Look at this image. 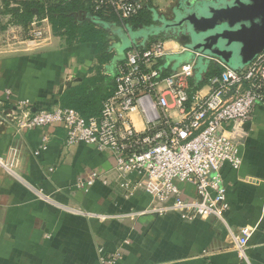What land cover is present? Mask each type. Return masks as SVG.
<instances>
[{"label": "crops", "instance_id": "obj_1", "mask_svg": "<svg viewBox=\"0 0 264 264\" xmlns=\"http://www.w3.org/2000/svg\"><path fill=\"white\" fill-rule=\"evenodd\" d=\"M5 1L21 7L16 9L32 4ZM170 4L150 0L143 16L147 24L134 31L151 24L153 11L165 12ZM8 15L0 16V24L4 21L7 27L0 30V159L14 160V166L0 168V264H101V258L117 252V264H264V105L241 125L246 133L241 167L223 169L229 203L224 221L210 217L189 222L176 213H150L153 205H161L153 202L154 184L131 198L116 185L100 182L86 193L78 189V180L91 171H111L112 153L87 144L67 147L62 125L19 130L6 114L17 103L30 101L36 110L64 106L78 109L85 119L98 116L113 89V55L109 49L99 52L94 42L70 44L67 36L54 32L50 21L44 37L32 41L28 26L43 17L16 29ZM77 16L90 19L85 10ZM166 38L165 46L174 55L185 49L177 51L180 44ZM141 41L131 44L148 49L156 39ZM167 58L162 62L167 74L180 68L173 70L174 62ZM208 65L203 81L215 74ZM206 83L204 95L209 92ZM134 119L140 124L139 115ZM44 137L49 138L47 149L36 156ZM177 185L185 198L196 196L194 186ZM242 228L251 230L243 253L236 241Z\"/></svg>", "mask_w": 264, "mask_h": 264}, {"label": "built area", "instance_id": "obj_2", "mask_svg": "<svg viewBox=\"0 0 264 264\" xmlns=\"http://www.w3.org/2000/svg\"><path fill=\"white\" fill-rule=\"evenodd\" d=\"M18 1L35 2L45 10L79 1L91 16L113 19L116 25L127 29L150 0ZM12 7L21 8L16 4ZM48 21L43 17L30 23L29 39L41 40ZM174 54L161 41L148 49L131 44L124 60L116 64L113 89L98 116L85 119L77 110L63 106L34 111L30 101L17 103L6 116L18 123L19 130L62 125L67 147L87 144L112 153L115 165L111 171H91L78 180V189L86 193L100 182L116 185L126 198H131L137 190L154 184L153 202L161 205H153L150 213H176L189 222L210 217L224 221L229 203L223 169L225 165L235 170L241 167V147L246 136L241 125L250 120L258 105H264V52L243 69L215 61L222 70L206 79V95L203 88L195 90L192 84L203 56L194 53L190 63L167 74L162 62ZM6 94L9 103L10 92ZM6 102L1 103L3 110ZM135 114L139 115L140 124L134 119ZM48 143L49 138L44 137L35 155L45 151ZM12 166L14 160L0 159V168ZM178 182L194 186L196 196L185 198ZM250 234V229L242 228L236 237L241 253ZM120 258L121 253L117 252L108 259L101 258V264H117Z\"/></svg>", "mask_w": 264, "mask_h": 264}, {"label": "water", "instance_id": "obj_3", "mask_svg": "<svg viewBox=\"0 0 264 264\" xmlns=\"http://www.w3.org/2000/svg\"><path fill=\"white\" fill-rule=\"evenodd\" d=\"M157 20L188 34V42L168 37L188 50L176 56L173 70L178 61H189L194 53L203 56L200 60L205 67L218 61L233 69H243L264 52V0H171L165 12L153 11V22ZM153 32L159 34L151 25L130 30L128 37L131 43L144 42ZM126 37L121 35V40ZM198 80L202 81L201 75Z\"/></svg>", "mask_w": 264, "mask_h": 264}, {"label": "trees", "instance_id": "obj_4", "mask_svg": "<svg viewBox=\"0 0 264 264\" xmlns=\"http://www.w3.org/2000/svg\"><path fill=\"white\" fill-rule=\"evenodd\" d=\"M81 10H85V8L79 1L52 5L47 10H45L35 2H32V4L26 5L25 9H14L10 11L9 14L12 15L11 17H13L14 23L17 25H27L35 16H38L40 18L47 17L53 26L54 32L56 34H59L61 32V35L67 36L70 44H73V40H77V42L80 43L94 42L98 44L99 52L107 53L109 49L107 30L109 29L113 33V28L98 26L96 23H107L111 24L112 26L116 25L115 22L113 21V19H105L103 17H90L89 20L81 21L77 16L78 11ZM145 11L146 9L138 18L133 19L129 22L128 27L130 29L134 30L136 28H139V26L141 25L147 24L148 21H146V19H143ZM209 68V73L212 74H217L222 70V68L218 64L211 65L209 66ZM205 81L198 80L195 77L194 81L192 82L193 88L195 90L201 89L204 86ZM110 93L108 94V96L110 95ZM75 110L79 112L78 109Z\"/></svg>", "mask_w": 264, "mask_h": 264}, {"label": "rangeland", "instance_id": "obj_5", "mask_svg": "<svg viewBox=\"0 0 264 264\" xmlns=\"http://www.w3.org/2000/svg\"><path fill=\"white\" fill-rule=\"evenodd\" d=\"M15 4H16L15 2L14 3L13 2L7 3L5 0H0V7H4L3 10L0 8V16L6 15V14L9 13L8 11H12V10L16 9L17 7H12ZM5 18H6V16H5ZM48 24H49V22H48ZM3 25L6 26V22L3 21L0 24V30H2V29L7 30V27H4ZM98 26H100V25L98 24ZM104 26L105 27H108V28H111V27L113 28V33L109 29L107 30V33H108V40H109V42H108V44H109V51H111V53L113 55L111 69L113 71L112 72V75H114L116 63L118 61L124 60V58L126 56V53H127L128 49L131 46V40H129L128 32L130 30H133V29H130L129 27H127V29H124V28H122V27H120L118 25H112L111 26V24L109 25L107 23H104ZM49 28H51V27L48 25V29ZM121 35L122 36L125 35L127 37L124 38V40H121ZM154 39H156V41H158V40L160 41L161 40V42H164L165 40H167V38L166 37H163V36H158V37H156ZM139 41H141V40H139ZM76 42H77V40L76 41L73 40V43H76ZM183 48L184 47L181 46V45H179V46L176 47L177 51H181ZM182 55H184V54H182ZM176 56H181V55H171V56H168L167 60H169V62H173V61H175L176 58H178ZM191 61H192V58L189 61H185L183 63H190ZM183 63H181L180 61H178L175 64V66H177L176 68L180 67L181 64H183ZM204 68H205V62H203L202 60H199L198 63H197V67H196V70L198 71L197 77H196L197 79H199V77L202 74V71L204 70Z\"/></svg>", "mask_w": 264, "mask_h": 264}, {"label": "flooded vegetation", "instance_id": "obj_6", "mask_svg": "<svg viewBox=\"0 0 264 264\" xmlns=\"http://www.w3.org/2000/svg\"><path fill=\"white\" fill-rule=\"evenodd\" d=\"M166 20H169L168 17H165ZM151 25H154L155 26V29H158L159 30V34H156V32H153V36H151V39H154L158 36H163V37H178V39L181 40V42H188V38L186 37L188 34H184L183 32L182 33H179L177 32V30L173 27L170 26V24L168 23H163V22H160L157 20V22H153L152 20V23L145 26V27H150ZM144 27V28H145ZM138 31V30H136Z\"/></svg>", "mask_w": 264, "mask_h": 264}]
</instances>
